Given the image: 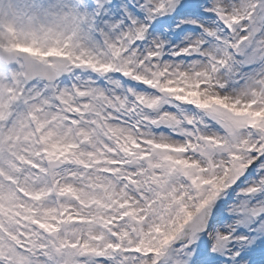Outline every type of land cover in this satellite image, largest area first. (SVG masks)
Instances as JSON below:
<instances>
[{
  "label": "snow or ice",
  "instance_id": "6c2138e0",
  "mask_svg": "<svg viewBox=\"0 0 264 264\" xmlns=\"http://www.w3.org/2000/svg\"><path fill=\"white\" fill-rule=\"evenodd\" d=\"M0 264H264V0H0Z\"/></svg>",
  "mask_w": 264,
  "mask_h": 264
},
{
  "label": "rangeland",
  "instance_id": "374dc122",
  "mask_svg": "<svg viewBox=\"0 0 264 264\" xmlns=\"http://www.w3.org/2000/svg\"><path fill=\"white\" fill-rule=\"evenodd\" d=\"M237 56L238 59H240L242 62H244L247 58V52L241 54H235Z\"/></svg>",
  "mask_w": 264,
  "mask_h": 264
}]
</instances>
